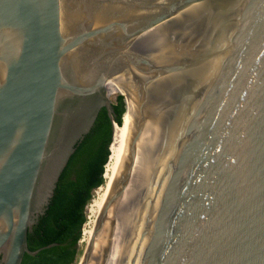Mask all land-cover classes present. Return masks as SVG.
<instances>
[{"label":"water","instance_id":"obj_1","mask_svg":"<svg viewBox=\"0 0 264 264\" xmlns=\"http://www.w3.org/2000/svg\"><path fill=\"white\" fill-rule=\"evenodd\" d=\"M112 80L128 136L78 264H264V0H0V264Z\"/></svg>","mask_w":264,"mask_h":264},{"label":"trees","instance_id":"obj_2","mask_svg":"<svg viewBox=\"0 0 264 264\" xmlns=\"http://www.w3.org/2000/svg\"><path fill=\"white\" fill-rule=\"evenodd\" d=\"M121 94L111 103V115L102 107L90 130L76 143L44 212L27 233V249L34 254L24 253L20 264L79 263L86 208L106 183L104 171L111 156L113 123L120 127L123 123L125 102Z\"/></svg>","mask_w":264,"mask_h":264},{"label":"bare ground","instance_id":"obj_3","mask_svg":"<svg viewBox=\"0 0 264 264\" xmlns=\"http://www.w3.org/2000/svg\"><path fill=\"white\" fill-rule=\"evenodd\" d=\"M122 85H123V83L120 80L119 81L112 80L110 85H109L108 91H107L108 95L110 96L111 94H115V93H123L124 90L122 89ZM129 100L130 101H129L127 111L125 112V114L123 116L122 126L121 127L118 125L114 126L113 140H112V146H111V156H109L110 159L105 166L104 178L106 180V183L102 188V194H100V197L98 199L95 198L88 206V211H87L88 221L85 222V224H84V226H86V227L83 226V238L86 242L85 247L87 246L90 234H91L92 229H93L92 224L95 222V218L98 215L102 201H103V199H104V197H105V195H106V193L110 187V184L113 180V177L116 173V170L118 168L121 156L123 154V151H124V148L126 145L129 123H130V117H131V105H132L131 91H130ZM109 150H110V147H109ZM89 224H91L90 228H89ZM87 228H89V229H87Z\"/></svg>","mask_w":264,"mask_h":264},{"label":"rangeland","instance_id":"obj_4","mask_svg":"<svg viewBox=\"0 0 264 264\" xmlns=\"http://www.w3.org/2000/svg\"><path fill=\"white\" fill-rule=\"evenodd\" d=\"M124 93V92H123ZM117 94H121V93H115V94H111L110 96H109V99H110V101L111 102H113L114 100H115V96L117 95ZM123 122V121H122ZM102 188L103 187H101L100 189H98L96 192H95V196H94V198H93V200L95 199V198H99L100 197V194H102ZM92 200V201H93ZM89 206V205H88ZM88 206H87V208H86V222L88 221V219H87V211H88ZM91 220V219H90ZM95 220H96V218H95ZM95 223V222H94ZM94 223L92 224V227L94 226ZM84 227H86V226H84ZM91 227V224H89V228ZM89 228H87V229H89ZM82 230H83V228H82ZM82 233H83V231H82ZM83 240V241H82ZM85 245H86V242H85V240H84V238H83V235H82V237H81V239H80V241H79V248L80 249H82L83 251H84V249H85ZM80 261V260H79Z\"/></svg>","mask_w":264,"mask_h":264},{"label":"built area","instance_id":"obj_5","mask_svg":"<svg viewBox=\"0 0 264 264\" xmlns=\"http://www.w3.org/2000/svg\"><path fill=\"white\" fill-rule=\"evenodd\" d=\"M83 231V230H82ZM82 235H83V233H82ZM82 235H81V237H82Z\"/></svg>","mask_w":264,"mask_h":264}]
</instances>
